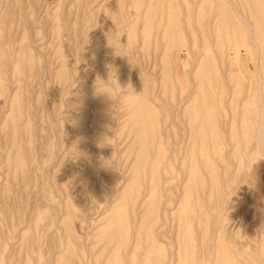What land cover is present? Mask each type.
<instances>
[{"label":"rangeland","instance_id":"1","mask_svg":"<svg viewBox=\"0 0 264 264\" xmlns=\"http://www.w3.org/2000/svg\"><path fill=\"white\" fill-rule=\"evenodd\" d=\"M0 74V264H142L145 236L147 264H170L172 244L152 239L172 175L179 264H262L264 0H6ZM181 137L180 169L163 155ZM146 138L155 167L141 162ZM218 225L223 251L206 262Z\"/></svg>","mask_w":264,"mask_h":264},{"label":"bare ground","instance_id":"2","mask_svg":"<svg viewBox=\"0 0 264 264\" xmlns=\"http://www.w3.org/2000/svg\"><path fill=\"white\" fill-rule=\"evenodd\" d=\"M61 1V0H60ZM81 1V0H80ZM89 1V0H88ZM166 1V0H165ZM177 1V0H176ZM51 2V1H50ZM119 2V1H118ZM127 2V1H126ZM33 3V2H32ZM49 3V2H48ZM88 3V2H87ZM138 3V2H137ZM140 3H141V0H140ZM156 3L157 4H159L157 1H156ZM161 3H162V1H161ZM69 4V3H68ZM76 4V3H75ZM130 4H131V2H130ZM156 4V5H157ZM163 4H165V2L163 3ZM26 5V4H25ZM80 5V4H79ZM85 5H87V4H85ZM175 5V4H174ZM174 5H172V6H174ZM74 6V5H73ZM123 6V5H122ZM233 6H235V5H233ZM15 7V6H14ZM24 7V6H23ZM142 7V6H141ZM146 7V6H145ZM149 6H147V8H148ZM154 7H156L155 5H154ZM157 7H158V5H157ZM160 7H162V5L160 6ZM175 7V6H174ZM15 8H17V6L15 7ZM14 8V9H15ZM34 8V7H33ZM84 8H85V6H84ZM83 8V9H84ZM119 8V7H118ZM127 8V7H126ZM235 8V7H234ZM237 8V7H236ZM236 8H235V11H236ZM18 9V8H17ZM16 9V10H17ZM21 9V8H20ZM86 9V8H85ZM129 9V8H128ZM139 9H140V6H139ZM138 9V10H139ZM152 9H154V8H149V10L151 11ZM174 9V8H173ZM67 10V9H66ZM89 10V9H88ZM127 10V9H126ZM142 10V9H141ZM140 10V11H141ZM157 10V9H156ZM15 11V10H14ZM13 11V12H14ZM18 11V10H17ZM16 11V12H17ZM27 11V10H26ZM74 11V10H73ZM72 10H71V12L72 13H74ZM77 11V10H76ZM82 10H81V8H80V12H81ZM93 11V10H92ZM145 11V10H144ZM153 11V10H152ZM238 11V10H237ZM12 12V13H13ZM19 13H22V12H20V11H18ZM28 13V12H27ZM26 13V14H27ZM67 13V12H66ZM72 13H70V14H72ZM138 13H139V11H138ZM154 13H155V11H154ZM162 13V15H163V11L161 12ZM169 13H170V11H169ZM179 13V12H178ZM24 14H25V10H24ZM129 14V13H128ZM146 14H147V12H146ZM150 14V13H149ZM148 14V15H149ZM237 14V19H238V21H243L244 23H246L245 21H244V18H243V16L240 14V13H236ZM22 15V14H21ZM91 15V14H90ZM130 15V14H129ZM143 15H144V13H143ZM161 15V16H162ZM12 16V15H11ZM28 16V15H27ZM41 16V15H40ZM125 16V15H124ZM231 16H232V14H231ZM17 17V16H16ZM19 17V16H18ZM22 17H23V15H22ZM235 17V16H234ZM11 18H13V16L11 17ZM20 18V17H19ZM70 18H71V16H70ZM137 18V17H136ZM135 18V19H136ZM10 19V18H9ZM21 19H24V18H21ZM120 19V18H119ZM122 19V18H121ZM129 19V18H128ZM134 19V18H133ZM148 19V18H147ZM151 19H152V17H151ZM156 19V18H155ZM154 19V20H155ZM162 19V18H161ZM28 20H30V18H28ZM50 20V19H49ZM59 20V19H58ZM67 20H68V18H67ZM76 20H77V23H78V19L76 18ZM142 20V19H141ZM157 20V19H156ZM14 21V20H13ZM32 21V20H31ZM31 21H30V24H31ZM54 21V20H53ZM69 21V20H68ZM71 21V20H70ZM131 21V20H130ZM7 22V21H6ZM9 22H12V21H9ZM18 22V21H17ZM134 22V21H133ZM136 22V21H135ZM139 22V21H138ZM155 22V21H154ZM13 23V22H12ZM33 23H34V21H33ZM32 23V24H33ZM36 23V22H35ZM80 23V22H79ZM125 23H127V22H125ZM148 23H150V22H148ZM48 24V23H47ZM84 24V23H83ZM137 24V23H136ZM16 26H17V24H15ZM14 25V26H15ZM23 25H24V23H23ZM33 25H35V24H33ZM117 25V24H116ZM180 25V24H179ZM4 26V25H3ZM5 26H6V24H5ZM5 26L3 27V28H5ZM136 26V25H135ZM151 26V25H150ZM150 26H149V28H150ZM27 27V26H26ZM58 27H59V25H58ZM68 27H70V26H68ZM72 27V26H71ZM130 27V26H129ZM17 27H15V29H16ZM25 28V27H24ZM145 28V27H144ZM143 28V29H144ZM25 29H28V28H25ZM30 29H32L31 27H30ZM29 29V30H30ZM120 29V28H119ZM6 30V29H5ZM57 30V29H56ZM76 30V32H77V29H75ZM1 31H2V29H1ZM17 31H19V29L17 30ZM21 31V30H20ZM59 31V30H58ZM150 31V30H149ZM152 31H154V30H152ZM24 32V31H23ZM61 32V31H60ZM60 32H58V33H60ZM74 32V31H73ZM75 32V33H76ZM242 33V32H241ZM16 34H18V32H16ZM27 34H29V32L27 33ZM2 35V34H1ZM54 35H55V33H54ZM53 35V36H54ZM56 35H57V33H56ZM251 35L252 34H249V36L251 37ZM3 36V35H2ZM5 36V35H4ZM20 36H21V34H20ZM49 36V35H48ZM61 36V35H60ZM67 36H69V35H67ZM148 36V35H147ZM28 37V36H27ZM59 37V36H58ZM73 37V36H72ZM78 37V36H77ZM241 37V36H240ZM3 38V37H2ZM7 38V37H6ZM150 38H151V36H150ZM244 38H245V36H244ZM4 39V38H3ZM27 39V38H26ZM248 40H250L249 38H247ZM8 40V39H7ZM10 40H12V39H10ZM28 40V39H27ZM30 38H29V41H26V43H28V44H30ZM50 40V39H49ZM1 41H2V39H1ZM6 41V40H5ZM17 41V40H16ZM34 41V40H33ZM74 41H75V39H74ZM244 41H247V40H244ZM250 42H251V40H250ZM250 42H249V44H250ZM3 43V42H2ZM17 43V42H16ZM21 43H23V42H21ZM25 43V44H26ZM32 43V42H31ZM48 43H50V41L48 42ZM47 43V44H48ZM245 43V42H244ZM248 43V42H247ZM8 44H10V43H8ZM15 44V43H14ZM41 44V43H40ZM246 44V43H245ZM27 45V44H26ZM32 45V44H31ZM30 45V46H31ZM33 45H34V43H33ZM36 45H39V43L38 44H36ZM35 45V46H36ZM42 45V44H41ZM3 46H5V45H3ZM3 46H2V50L4 49L3 48ZM23 46V45H22ZM34 46V47H35ZM6 47V46H5ZM15 47V46H14ZM39 47V46H38ZM46 47V46H45ZM6 48H8V47H6ZM31 48V47H30ZM13 49V48H12ZM19 48H17V50H18ZM36 50H38L37 49V47L35 48ZM34 50V49H33ZM43 50H45V49H43ZM5 51V50H4ZM15 51V50H14ZM3 52V51H2ZM17 52V51H16ZM27 52V51H26ZM25 52V53H26ZM32 52V51H31ZM3 53H5V52H3ZM36 53V52H35ZM42 53V52H41ZM41 53H39V54H41ZM259 53V52H258ZM2 54V53H1ZM8 54V53H7ZM13 54H14V52H13ZM17 54V53H16ZM27 55V54H26ZM44 55V54H43ZM8 56H9V54H8ZM21 56H22V54H21ZM15 58V57H14ZM24 58V57H23ZM16 59H17V56H16ZM21 59V58H20ZM4 61H6L7 63H8V61L7 60H4ZM3 61V62H4ZM52 61V60H51ZM59 61V60H58ZM5 62V63H6ZM25 62H27V61H25ZM255 62V61H254ZM15 63V62H14ZM22 62H20V64H21ZM56 63H59V62H56ZM22 64H24V63H22ZM8 65H10V64H8ZM257 65V64H256ZM6 65H4V67H5ZM16 66H18V65H16ZM255 66V65H254ZM3 67V68H4ZM9 67V66H8ZM13 67V66H12ZM14 67H15V65H14ZM257 67V66H256ZM10 68V67H9ZM18 68V67H17ZM13 69V68H12ZM51 69H52V67H51ZM18 70V69H17ZM3 71V70H2ZM6 71H7V69H6ZM18 72V71H17ZM257 74V73H256ZM1 75V74H0ZM47 75V74H46ZM2 77V76H1ZM259 78V77H258ZM21 80H22V77L20 78ZM20 81V80H19ZM260 81V80H259ZM70 82V81H69ZM262 82V81H261ZM70 84V83H69ZM72 85V84H71ZM261 85H263V82H262V84ZM11 86V85H10ZM15 86V85H14ZM21 86V85H20ZM64 87V86H63ZM62 87V88H63ZM67 87V86H66ZM258 87H259V85H258ZM11 88H13V86H11ZM11 88H10V90H11ZM68 88V87H67ZM2 89V88H1ZM7 89H8V87H7ZM16 89V88H15ZM260 90H261V87L259 88ZM258 89V90H259ZM12 91V90H11ZM13 91H14V89H13ZM19 91V90H18ZM62 92H64L63 90H62ZM61 92V93H62ZM260 92V91H259ZM258 92V93H259ZM19 93V92H18ZM5 94V93H4ZM262 94V93H261ZM260 93L258 94V101H257V103H259V104H257L258 106L260 105V108H259V111H260V115H259V118H258V123H259V127H258V129L256 130V132H257V139H258V143H259V145L260 146H262V148H263V150H264V119H261V117H264V107H263V98H262V95H261ZM12 95V94H11ZM4 96V95H3ZM7 96V95H6ZM11 97V96H10ZM1 98V97H0ZM4 98V97H3ZM5 99V98H4ZM3 100V99H2ZM7 101V100H6ZM8 103V102H7ZM255 103V102H254ZM2 104V103H1ZM8 105V104H7ZM151 106V105H150ZM257 107V106H256ZM4 108V107H3ZM9 108V107H8ZM1 111H2V109H0ZM6 111V110H5ZM179 112V111H178ZM7 113V112H6ZM177 113V112H176ZM1 114H3V113H1ZM151 115V114H150ZM4 116V115H3ZM142 116V115H141ZM159 116V115H158ZM177 116V115H176ZM25 117V116H24ZM148 117V116H147ZM11 118V117H10ZM13 118V117H12ZM19 117H17V119H18ZM156 118V117H155ZM181 118V117H180ZM228 118V117H227ZM2 119H4V118H2ZM149 119V118H148ZM160 119V118H159ZM225 119H226V117H225ZM231 119V118H230ZM10 120V119H9ZM8 120V121H9ZM161 120V119H160ZM209 120V119H208ZM228 119H226L224 122H223V125L224 126H229L230 127V129L232 128L231 126H233V124H234V120L232 121V122H230L229 123V120L227 121ZM3 121V120H2ZM1 121V122H2ZM20 121V120H19ZM147 121V120H146ZM182 121V120H181ZM14 122V121H13ZM185 122V121H184ZM220 122H222V121H220ZM21 123V122H20ZM194 123V122H193ZM11 124V123H10ZM177 124H179V119L178 118H176V119H172L171 118V120L169 121V123H168V125L169 126H171V127H175V126H178ZM217 124H218V122H217ZM221 124V123H220ZM220 124H219V126H220ZM23 125V124H22ZM181 125V124H180ZM179 125V126H180ZM186 125V124H185ZM18 126V125H17ZM182 126V125H181ZM192 126V125H191ZM152 127V126H151ZM161 127V126H160ZM164 127V126H163ZM187 127V126H186ZM11 128V127H10ZM208 129V128H207ZM12 130V129H11ZM169 130H170V128H169ZM187 130H188V128H187ZM163 131V130H162ZM189 131V130H188ZM193 132V131H192ZM14 133V132H13ZM148 133V132H147ZM157 133V132H156ZM177 133V132H176ZM186 135H187V132L185 131L184 132ZM144 134H146V133H144ZM192 134V133H191ZM154 135V134H153ZM196 135V134H195ZM180 136V135H179ZM182 136V135H181ZM15 137V136H14ZM155 140H159V143H160V146H159V149H161V150H164L163 148V145H162V141H163V134H162V132H159L158 134H155L152 138H151V141H155ZM175 140V139H174ZM176 141V140H175ZM199 142V141H198ZM225 143V142H224ZM41 144V143H40ZM189 144H190V139L187 137V138H182L181 137V139H179V140H177L176 142H174V144H173V148H172V150H171V153H170V155L168 156L166 153H167V151H165L164 152V155H163V157H164V159H167L168 160V162L171 164V165H173V166H175V167H177V168H179L180 166V169L181 168H183V163H184V161H185V159L187 158V156H186V149H187V147L189 146ZM248 146V145H247ZM156 148V147H155ZM211 148V147H210ZM153 149H154V147H153V144H152V146H151V152L150 153H152V151H153ZM247 149V148H246ZM149 143H148V141H147V138L142 142V144H141V162L143 163V165H144V167H146V165H147V163L149 162V160H150V157H151V160H153V163H154V167L157 165V164H160L159 163V154H158V151H156L155 152V155L153 154V157H152V155L150 156V153H149ZM155 150V149H154ZM158 150V149H157ZM166 150V149H165ZM247 151V150H246ZM162 152V151H161ZM231 152H233V151H231ZM198 154V153H197ZM239 155V154H238ZM161 156V155H160ZM194 159V158H193ZM162 160H163V158H162ZM167 160H165V162L167 161ZM161 162V161H160ZM198 162H199V157H198ZM152 163V162H151ZM202 163H203V161H202ZM164 165V164H163ZM158 167V166H157ZM160 167V166H159ZM164 167V166H163ZM151 169V168H150ZM160 169V168H159ZM184 169H185V167H184ZM187 169V168H186ZM143 170V169H142ZM152 170V169H151ZM189 170V169H188ZM183 172H185L186 173V171H183ZM188 172V171H187ZM148 174V173H147ZM182 174H184V173H182ZM182 174H181V176H182ZM185 175V174H184ZM144 176V178H145V174L143 175ZM152 176V175H151ZM147 177V176H146ZM184 177V176H183ZM176 178H177V176H173L172 175V177H170V176H168V178H167V180H166V186H164V187H166L165 189H166V194L164 195V194H162L161 195V197H160V202H159V206H160V208H162V210H163V212H164V214L166 215L167 213H170V217H166L165 219H163V218H161L162 220V227H161V229L157 232V234H155L154 235V237H153V239H152V241L153 242H156V243H160V244H166L167 242H169V243H171L172 244V246L174 247V249L173 250H171L170 252H169V254H168V258H169V260H170V264H179V261H180V257H183L182 255H181V246H182V244L181 243H177V244H175L176 243V241H175V238H177L180 234H181V231H180V224H175L176 223V219H175V213L178 211V209L181 207V205H180V203H182L181 201H180V199H178V191H179V184L181 183H176ZM185 180V179H184ZM147 181V180H146ZM152 181V180H151ZM148 183V182H147ZM154 183V182H153ZM182 184H183V182H182ZM22 185V184H21ZM147 185V184H146ZM179 185V186H178ZM142 186V185H141ZM144 186V185H143ZM162 187H163V185H162ZM19 188V187H18ZM147 188V187H146ZM144 189V188H143ZM145 190V189H144ZM149 192V191H148ZM182 192V191H181ZM180 191H179V193H181ZM146 193V192H145ZM19 194V193H18ZM152 194V193H151ZM151 194H150V192H149V194L148 195H145L144 196V198H143V201H142V205H141V210H143L142 211V213L143 214H141L140 216H142L143 218H144V221L146 220L145 219V213H146V203H147V200L149 199V196H151ZM182 194V193H181ZM180 196V195H179ZM142 197H143V195H142ZM6 198V197H5ZM8 200V199H7ZM141 200V199H140ZM236 200H238V199H236ZM163 201H165V202H163ZM140 203H141V201H140ZM179 205H180V207H179ZM53 206V205H52ZM31 208H33V207H31ZM108 210V209H107ZM160 212H161V209L159 210ZM195 211V210H194ZM158 213L159 215H162L161 213ZM31 213V212H30ZM108 213V212H107ZM191 213V212H190ZM186 214V213H185ZM195 214H197V213H195ZM188 215H190V214H188ZM198 215V214H197ZM162 217V216H161ZM191 217V216H190ZM185 218V217H184ZM195 218V217H194ZM177 219H178V217H177ZM183 219V218H182ZM188 219V218H187ZM186 219V220H187ZM149 221V220H148ZM147 221V222H148ZM187 221H190V218L187 220ZM194 223L193 224H195V221H193ZM185 223V222H184ZM200 223V222H199ZM160 224V223H159ZM161 225V224H160ZM158 227V226H157ZM192 228H193V226H192ZM203 229V228H202ZM156 230V228L154 229V231ZM226 229H224V226L223 225H218V227L216 228V231H215V236H213L212 237V239H214L215 241H218V243H214L213 244V248H214V250L211 252L210 250H209V246L207 245V243L205 244V243H202V254L200 253V255H201V257H202V259L203 260H205L206 262H209V261H212L214 258H216V257H218V254L220 253V252H222L223 250H222V247H219V242H221V240H219L220 238H219V236H220V234L222 233V232H224ZM191 232V231H190ZM144 233V232H143ZM208 233H209V231H208ZM145 235H147L146 233H145ZM205 236V235H204ZM217 236H218V239H217ZM206 237H209L208 236V234H207V236ZM192 238V237H191ZM193 239V238H192ZM204 239V238H203ZM213 240V241H214ZM115 241V240H114ZM149 242H148V237L147 236H145V239L142 241V243H141V261H142V264H147L148 262H149V260L151 259V250L149 249V244H148ZM191 243V242H190ZM105 244V243H104ZM109 244H110V242H109ZM116 244V243H115ZM233 245H237V242H233ZM110 246V245H109ZM137 246H140L139 244L137 245ZM136 246V247H137ZM221 246H222V244H221ZM16 247V246H15ZM188 247V246H187ZM252 247V246H251ZM110 248V247H109ZM195 248V247H194ZM226 249H227V247H226ZM230 249V248H229ZM233 250V249H232ZM166 251V250H165ZM231 251V250H230ZM195 252H196V249H194L193 250V253H192V258L193 259H196V254H195ZM233 252H235V251H233ZM232 252V253H233ZM140 253V252H139ZM231 253V252H230ZM186 254H187V252H186ZM227 254V253H226ZM214 255V256H213ZM167 256V255H166ZM233 256V255H232ZM231 256V257H232ZM223 257V256H222ZM234 257V256H233ZM139 259H140V257H138ZM257 258V257H256ZM262 261H261V263L262 264H264V254L262 253V257L260 258ZM217 260V259H216ZM138 261V260H137ZM258 261V260H257ZM139 262V261H138ZM182 262V261H181ZM168 263V262H167ZM205 263V262H204ZM138 264V263H137Z\"/></svg>","mask_w":264,"mask_h":264},{"label":"clouds","instance_id":"3","mask_svg":"<svg viewBox=\"0 0 264 264\" xmlns=\"http://www.w3.org/2000/svg\"><path fill=\"white\" fill-rule=\"evenodd\" d=\"M6 0H0V8H3L5 6ZM261 119H264V117H261ZM259 127V123L257 122L256 124H254V128L253 131L255 133V131L258 129Z\"/></svg>","mask_w":264,"mask_h":264}]
</instances>
